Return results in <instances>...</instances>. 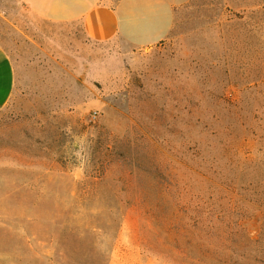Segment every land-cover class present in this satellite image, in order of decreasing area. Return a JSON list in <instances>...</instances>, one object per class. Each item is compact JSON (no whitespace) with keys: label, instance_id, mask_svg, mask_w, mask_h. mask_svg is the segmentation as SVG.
I'll use <instances>...</instances> for the list:
<instances>
[{"label":"rangeland","instance_id":"rangeland-1","mask_svg":"<svg viewBox=\"0 0 264 264\" xmlns=\"http://www.w3.org/2000/svg\"><path fill=\"white\" fill-rule=\"evenodd\" d=\"M154 3L95 43L0 0V264H264V0Z\"/></svg>","mask_w":264,"mask_h":264},{"label":"crops","instance_id":"crops-1","mask_svg":"<svg viewBox=\"0 0 264 264\" xmlns=\"http://www.w3.org/2000/svg\"><path fill=\"white\" fill-rule=\"evenodd\" d=\"M36 16L65 23L81 21L87 38L107 43L129 33L138 40H160L152 30L156 18L154 0H21ZM160 1V0H159ZM187 2L189 0H181ZM160 16H157L159 23ZM6 50L0 44V112L13 97L15 70ZM135 250L132 251V253ZM119 264V262H114ZM124 264H135L130 259Z\"/></svg>","mask_w":264,"mask_h":264}]
</instances>
